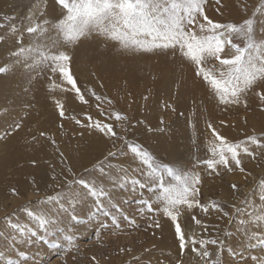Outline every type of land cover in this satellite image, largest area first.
Returning a JSON list of instances; mask_svg holds the SVG:
<instances>
[{"label":"snow or ice","instance_id":"1","mask_svg":"<svg viewBox=\"0 0 264 264\" xmlns=\"http://www.w3.org/2000/svg\"><path fill=\"white\" fill-rule=\"evenodd\" d=\"M208 2L52 0L54 14L50 16L48 0H29L27 15L18 24L13 23L16 16H0V29H7L0 34V44L12 40L0 74L17 72L20 80L26 82L27 93L33 81L49 72L47 89L59 118L72 120L82 129L81 136L86 130L112 143L111 150L101 159L77 174L60 151L55 134L40 133L58 156L61 171L51 177L56 183L48 184L43 196L37 187V199L19 207L22 219L17 212L0 218V245L6 249L0 251V264H43L41 249L58 255L67 252L80 228L92 226L99 235L101 229L108 228L106 221L119 228L121 223L136 225L137 218L149 220L151 229H161V219L170 222L180 257L175 264H185L186 257L191 258L190 264H264V177L254 185L255 200L228 205L229 211L216 200L202 202L201 175L195 171L199 167L219 174L221 168L230 172L238 169L250 176L242 166V157L256 158L257 150L264 149V131L233 142L208 123L213 138L208 142L207 158H194V163L189 162L191 167L162 163L137 142L133 130L144 121L133 124L127 114L116 108L115 100L91 87L82 90L70 73V50L95 36L116 42L125 51H171L193 70L194 77L207 87L218 106L243 105L247 110L255 105L264 111V0H257L254 5L248 0H236L241 16L228 22L210 18L206 13ZM215 5L216 12L223 15L221 0H215ZM57 92L71 94L81 105L91 106V101H95L100 118L87 112L83 119L69 116L66 101L58 98ZM143 99L147 101L148 96ZM163 106L172 107L167 103ZM30 107L22 104L24 116L19 112L13 115L12 108L3 107L0 135L7 138L19 131ZM172 111L175 112L174 107ZM187 122L194 126L191 117ZM160 123L163 125V119ZM147 131L163 133L165 128L148 127ZM120 156L137 167L130 169L112 162ZM32 163L35 165L36 161ZM137 171L139 176L135 175ZM32 183L35 187L34 179ZM109 184L122 190V200L114 199ZM231 187L237 190L235 183ZM10 191L18 195L15 188ZM124 204L134 206V215L124 210ZM197 210L205 216L215 212L216 223L204 222ZM185 216L200 229L199 234L185 231L181 222ZM221 221L227 224L222 227ZM234 222L235 232L229 233L227 225ZM228 235H232L231 241L226 239ZM254 249L261 254L251 255ZM144 251L148 253L150 249ZM132 264H143V257H133Z\"/></svg>","mask_w":264,"mask_h":264},{"label":"rangeland","instance_id":"2","mask_svg":"<svg viewBox=\"0 0 264 264\" xmlns=\"http://www.w3.org/2000/svg\"><path fill=\"white\" fill-rule=\"evenodd\" d=\"M248 2L250 5H254L257 3V0H248ZM221 3L224 6L222 8L223 15L216 12L215 0L212 3L213 13L211 16L213 20L219 22L239 20L241 13L236 7V0H229L228 6L223 0H221ZM28 8L29 0H0V16H16L17 19L13 21V23L18 24L20 18L27 15ZM5 32H7L6 28L0 29V34H4ZM236 42L240 43V41ZM11 43L12 40L9 39L8 44H0V65L5 62L7 55L6 49L11 46ZM100 48L102 49V52L100 51L99 54L100 57L98 56L100 62L106 63L109 61V58H113V56L109 55L110 53H107L108 48H111L107 42ZM76 55L81 57L78 54ZM148 58L152 61L148 68H144L140 71V77L134 80L131 86H126L128 89L125 90V93L128 99L124 101H122V99H117L116 101L112 93L106 90L104 84L100 82L98 73L95 72L93 63L84 62V72L81 70L84 74L82 73L83 75L81 74V76L75 71L76 65L72 64L75 59L73 56L70 64V73L74 76L78 84L81 83L82 90L91 87L98 94L107 95L115 100L116 108L127 114L131 118L133 124L137 121H144L143 124L138 125L137 129L133 130L136 133L137 142L142 143L159 162L171 163L177 167H184L185 165L191 167L189 162L191 161L194 163V158H207L209 154L205 148L208 146V142L213 138L211 130L207 128L208 123H211L217 132L233 142L244 139L246 135H250L253 132L259 134L264 131V111L259 110L255 105L247 110L243 105L218 106L217 102L208 92L207 87L200 80H197L198 78H196V80L203 91V99H200L201 101H196L192 108L191 106L181 108L176 105L175 94L176 88L178 87L177 84L171 88L172 91L170 90V92L172 95H170V92L164 89V81L161 78L163 73L169 72L170 68L160 63L156 58H153V56H149ZM119 66L120 72L126 70L125 65L123 66L121 64ZM189 71L194 77L193 70L189 68L188 73ZM92 78L95 81H91L90 79ZM186 82L187 80L185 84ZM101 85L103 86L101 87ZM5 89L9 91L10 88L7 82L0 79V91ZM11 91L16 94H21L19 87L12 88ZM145 95L148 96L147 101L143 99ZM184 96L186 98H191L188 95ZM61 99L66 101V109L69 116L74 114L83 119V113L87 112L91 114L93 118H100L95 108V101H91V106L83 105L82 109H78L71 105L74 99L71 100V102L68 101L66 94L63 93ZM165 103L174 107L175 112L172 111V107L165 108L163 106ZM52 104L53 103H49L48 106H42L31 103L30 108L34 109L39 114L38 117L32 118L28 116L27 119L25 118L26 120L23 122L22 128L15 132L14 135L7 138L1 136L0 218L13 212H17V215H20L21 219L23 218L22 214L18 212V209L28 201L31 200L34 202L37 199L36 186L34 187L32 181L33 179L35 182L37 181L36 178H38L41 171L46 172L47 179L50 177V179H48L49 181L45 182L46 187L48 184L56 183L51 177L55 173L61 171V165L50 143L40 136L41 132L48 133L49 135L55 134L57 143L60 145V151L69 159L73 170L77 174H82L83 169L90 168L92 164L98 159H101L105 154L103 153L101 156L96 157L89 164L86 158L88 156L92 157L90 153L95 151V146H97L101 139L106 140V138L95 133L90 134L88 131L83 130V135H80V141L77 142L76 138L79 136L78 134L82 129L74 125L75 123L70 119L61 120ZM5 106L13 110L16 109L13 111V115L17 112H19L21 116L25 115V113L21 112V107L6 105V103L3 105L0 104V110ZM28 112L29 109L27 114ZM180 113H184V115L181 116ZM178 117L186 118L184 125L186 135L190 144L195 148L194 152L187 159H183V157H181L182 155L174 156V147L170 146L173 135V124ZM189 117H191L194 126L188 125L187 120ZM161 119L164 121L163 125L160 123ZM221 121L224 123L222 124ZM0 122H2V120H0ZM60 125H63L62 129ZM148 127L153 129L164 127L165 131L163 133L148 132ZM76 128L79 129V133L75 131L77 130ZM117 130L119 131V129ZM61 131L66 134L62 136L60 134ZM33 137L36 138L35 141L32 140ZM107 144L109 151L112 148V143L107 140ZM117 144H119V141H117ZM78 152L80 154H78ZM86 152L88 154H86ZM261 152H264V149L257 150L256 158L248 156L242 157V166L245 168L246 172L251 173L250 176H246L245 173H241L238 169H234L230 172L221 168L218 169L219 174H217L204 168H196L195 171L199 172L201 175L202 202L208 203L211 200H216L222 205H225L227 210L231 211L230 208H227L228 205L233 203L239 204L241 200H246L249 203L255 200L257 188L254 187V185L257 184L259 179L264 177V155H261ZM94 155L95 153H93V157ZM80 156H82V162H84L83 167ZM32 161H36V164L34 165ZM72 162L78 167L81 166L79 170L76 169ZM112 162L123 163L129 166L130 169L137 167L135 163L123 156L113 159ZM135 175L139 176V171H137ZM21 179L31 181L34 191H24L21 188V183L24 181H21ZM233 183L237 185L236 191H233L231 187ZM13 188L16 189L18 195L11 194L10 190ZM108 188L113 193L115 200H122L124 198L121 189L114 188L111 184L108 185ZM112 189L114 191H112ZM40 195L43 196L44 194L42 193ZM245 206L246 205H241L242 208ZM133 207L134 206H130L129 204L123 205L126 212L134 215ZM196 214L209 225L216 223L215 212H211L209 215L205 216L197 210ZM162 221L167 223L166 230L163 224V228L161 229L148 228L150 221L141 218H137V223L134 226L121 223L119 228L112 226L110 221H106L108 228L101 229L99 235H97L95 228L89 226L86 229L90 231L87 237L82 236V234H84L83 232L86 230L80 228L78 230L77 239L67 252L61 251L58 255L55 251L48 250L41 254L40 259L43 261V264H132L133 257L141 256L143 257V264H149V261L151 264H158V262H160V264H175V261L180 257L178 256L174 229L170 222L165 219H161V222ZM181 222L185 227V231L189 234L193 232L197 234L200 233V229L191 222L190 217H183ZM93 223L95 224L96 222L94 221ZM220 223L222 227L227 224L226 221H221ZM145 229H147V231ZM227 229L229 233H234L235 222L232 225H227ZM232 238V235L226 237L229 241H231ZM121 249L125 251H121ZM144 249H150V252L145 253ZM0 251H6L3 245H0ZM250 254L259 255L261 253L258 249H254L251 250ZM190 262L191 258L186 257L185 264H190Z\"/></svg>","mask_w":264,"mask_h":264},{"label":"bare ground","instance_id":"3","mask_svg":"<svg viewBox=\"0 0 264 264\" xmlns=\"http://www.w3.org/2000/svg\"><path fill=\"white\" fill-rule=\"evenodd\" d=\"M213 1L214 0H209L208 4L206 6V13L210 18H212L211 15L213 13V10H212ZM223 1H225L226 5L228 6L229 0H223ZM252 3H254V2H252ZM48 4L50 5V7L48 8V12H49V15L51 16L54 14L53 8L51 6L52 0H48ZM56 11H58V9ZM228 20H229V18H228ZM106 42L111 47V48H108L107 53L108 54L110 53L109 55L113 56V58H109V61L104 63V62H100V59H98V56L100 54V51L102 52V49L100 47L103 46V44ZM70 51H71L72 57L73 56L75 57V59L73 60V63H72L73 65L74 64L76 65L75 71H77L78 74L81 75L84 72V69H83L84 62L87 61V62L93 63L94 64L93 67L95 69V72L98 73V77L100 78V82L104 84L106 90H108L110 93H112V96L116 101H117V99H122V101H124L125 99H128V97L126 96V93H125L126 92L125 90L128 89V87H126V86H131L133 81L140 77V71L143 70L144 68H148L149 64L152 62L148 58L149 56H153V58H156L160 63H162V64H164L170 68L169 72L163 73L161 78L164 81V85H165L164 89L167 90L168 92H170L171 88L174 87L175 84H177L178 87L176 88L177 90H176V94H175L176 95V105L180 106L181 108H183V107L186 108L189 106H191V108H192L193 104L196 103V101L203 99L204 94H203V91L201 90V87L198 84V81H197L199 79L196 80V78H194L193 75H191L190 71L188 73V70L190 67L187 64L183 63L178 57H174L171 51H169L167 53L160 52V51H156V52L125 51V50L121 49L116 42L104 41V40H101L95 36H93L87 40H84L77 47H75L74 49H72ZM76 54L80 55L81 57H78ZM121 64L123 66L124 65L126 66V70L123 72H120L119 68H118V67H120L119 65H121ZM81 70H83V72ZM49 74H50L49 72H45L44 75H42L39 78V80L33 81L32 86L27 93L24 92V88L27 86L26 82H22L20 80L19 74L17 72H9L7 74H1L0 79L7 82V85L10 89H9V91L6 89L0 91V94H1L0 95V104L3 105L4 103H6V105H13V106L21 107L22 104L36 103V104H39L42 106H48L49 103H52V101L49 98L50 94H49L48 89H47L48 81H47L46 77ZM84 78H85V76H84ZM57 80H59L58 76H57ZM90 80L95 81V80H93V78ZM186 80H187V82L185 84ZM78 86L81 88V83H79ZM18 87L21 90V94L14 93L13 92L14 90L11 91L12 88H18ZM56 95L58 96V98L61 99L63 93L57 92ZM170 95H172L171 92H170ZM184 95H186V96L188 95L191 98H188V97L186 98ZM66 97L68 98V101H70V102H71V100L74 99V97L71 94H67ZM71 105H73L75 108H78V109H82V106H83V105L79 104V102H76L75 99H74V102L71 103ZM204 107H205V105H204ZM191 108H189V109H191ZM212 108H213V106H212ZM15 110L16 109H14V111ZM38 115L39 114L34 109L29 108V112L25 118L27 119L28 116L34 118V117H38ZM26 119H24V121ZM185 119H186L185 117H178L177 119H175L174 124H173V131H172V133H173L172 139H171L172 141L170 142V146L174 147L173 155L174 156H181L182 155L181 157H183V159H187L188 157H190L191 154L195 150V148L192 146V144H190V141L186 135V130H185V126H184L185 122H186ZM0 123H2V122H0ZM75 131H77L79 133V129H77ZM0 132H2V129H0ZM80 133L78 134L79 136H77V138H76L77 142L80 141V135H81ZM1 136L2 135H0V139H1ZM0 146H1V141H0ZM207 148H208V146L205 148L206 151H207ZM94 150H93L94 152L90 153V154H92V157L88 156L86 158V161H88L89 164L96 157L101 156L103 153H105V154L107 153V151H108L107 139L106 140L101 139L100 142L97 144V146H95ZM93 153H95L94 157H93ZM76 154H77V152H76ZM78 154H80V153L78 152ZM86 154H88V153L86 152ZM80 159H81L80 161H81V164L83 167L84 162H82V156H80ZM73 165L76 167L77 170H79V168L81 167V166L78 167L75 163H73ZM36 179H37L36 188L38 187L39 194H42V193L44 194L45 189H46L45 182L49 181L48 179H50V177H48V179H47L46 172L41 171L39 173L38 178H36ZM21 181H24L21 183V188L24 191L33 190V187H32L33 185L31 184V181H26L24 179H21ZM112 191H114V190L112 189ZM161 223L163 224L164 229L166 230L167 223L165 221H162ZM168 228H169V226H168ZM83 233L84 234H82V236L87 237V236H89L90 231L86 230ZM43 252H45V250L41 249V254Z\"/></svg>","mask_w":264,"mask_h":264}]
</instances>
